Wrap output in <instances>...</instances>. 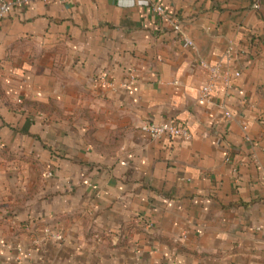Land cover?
I'll use <instances>...</instances> for the list:
<instances>
[{
	"label": "crops",
	"instance_id": "1",
	"mask_svg": "<svg viewBox=\"0 0 264 264\" xmlns=\"http://www.w3.org/2000/svg\"><path fill=\"white\" fill-rule=\"evenodd\" d=\"M202 62L231 75L210 101ZM168 120L191 139L141 130ZM0 264H264V0L0 18Z\"/></svg>",
	"mask_w": 264,
	"mask_h": 264
},
{
	"label": "built area",
	"instance_id": "2",
	"mask_svg": "<svg viewBox=\"0 0 264 264\" xmlns=\"http://www.w3.org/2000/svg\"><path fill=\"white\" fill-rule=\"evenodd\" d=\"M34 0H0V18L7 16L12 12L15 7L27 5ZM46 4H52L60 2L62 0H39ZM152 9L154 13L161 18H165V10L162 6L153 4ZM178 29V26L175 25ZM183 40L186 44L192 45V41L183 34ZM232 54L231 50L228 51L227 56ZM201 65L207 72V79L200 89V96L203 100H211L214 97L215 92L219 84L222 82L227 87H231L232 80L229 70H225L223 64L211 65L206 62H202ZM235 78L240 76L239 72L233 74ZM227 115H229L227 113ZM142 132L147 134L151 139H158L161 137H175L182 140H190L192 135L185 128L181 127L176 121L168 120L159 124L143 123L141 126ZM43 236L45 240L62 241L64 235L62 231L53 229L47 226L43 229Z\"/></svg>",
	"mask_w": 264,
	"mask_h": 264
}]
</instances>
